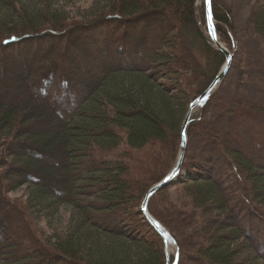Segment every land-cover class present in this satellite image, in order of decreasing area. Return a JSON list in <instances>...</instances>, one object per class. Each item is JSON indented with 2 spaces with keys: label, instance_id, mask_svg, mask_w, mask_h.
Segmentation results:
<instances>
[{
  "label": "trees",
  "instance_id": "trees-1",
  "mask_svg": "<svg viewBox=\"0 0 264 264\" xmlns=\"http://www.w3.org/2000/svg\"><path fill=\"white\" fill-rule=\"evenodd\" d=\"M59 4V0H0V38L10 40L7 43L3 38L5 47L0 46V54H11L0 62L5 85L0 92V264H167L165 244L142 214L141 204L149 190L171 172L189 107L216 79L218 69L226 63L225 56L203 38L196 0H98L79 19L71 18ZM205 11L203 6L206 29ZM213 16L218 37L234 47L232 12L213 4ZM158 22L166 23L167 34L162 43L152 42L159 50L154 54L143 33ZM252 24L264 39V6L252 14ZM131 27L139 29L134 38ZM51 42L56 45L48 47V57L39 61L36 56L30 58L32 52L14 54L7 45L25 51L22 45L31 44L39 52L42 44ZM110 47L117 48L116 62H108ZM77 52H84L88 61L100 58L95 66L98 74L110 70L95 82L88 72L93 67L86 68ZM198 58L207 60L208 73L205 64L204 70L200 68ZM142 59L147 63L138 66ZM152 64L157 65V71L148 72L146 68ZM17 87L23 91L9 99V91ZM185 91L194 97L188 100ZM71 92L79 95V107H63L61 101ZM215 99L210 98L199 119H191L187 138L194 127L198 134H207L204 126ZM218 110L230 115L229 138L235 141L231 146L228 140L220 141L223 154L231 152L232 146L235 149L233 155H226L221 175L226 179L223 168H230L245 188L242 197L247 203H237L227 188L230 193H222L223 182L194 176L186 186L191 210L184 215L197 216L199 223L194 229L201 241L210 239L206 243L210 247H199L192 251L194 256L208 264H235L232 249L239 241L237 233L217 225L224 220L232 223L229 211L241 206L247 212L262 213L264 176L260 174L264 169L257 171L235 155L245 153L240 147L239 122L249 116L262 121L248 132L249 141H260L264 109L240 99L218 104ZM38 123L41 132L29 130ZM215 131L213 125V139ZM61 155L68 159L71 172L63 174L43 162ZM82 161H87V166L82 167ZM62 181L67 182L63 189L57 186ZM21 188L26 189L27 198L11 201L7 195ZM136 204L139 210L135 215L142 217L153 235L150 242L119 231L131 221ZM183 205L173 208L183 212L187 210ZM62 208L70 209L67 231H56L51 239H45L35 221L50 222ZM120 211L124 213L117 226L106 227L105 220ZM13 217L20 219L28 240V248L18 253L19 246L5 233ZM154 218L177 242L180 264V242L163 219ZM169 260L174 264L175 254Z\"/></svg>",
  "mask_w": 264,
  "mask_h": 264
},
{
  "label": "rangeland",
  "instance_id": "rangeland-1",
  "mask_svg": "<svg viewBox=\"0 0 264 264\" xmlns=\"http://www.w3.org/2000/svg\"><path fill=\"white\" fill-rule=\"evenodd\" d=\"M59 2L60 4L58 6L64 8L62 10L69 13L71 18L79 19L84 14H86L87 11L89 12L90 8L96 2H98V0H70V1L59 0ZM204 2L205 0H196V10L198 14L197 20L203 38L206 40L208 44H210L208 42L207 30L202 24L203 23L202 20L204 18V15L202 14ZM213 4L216 5V7H218L222 11L232 12V24L234 27L233 32L235 34L234 47L227 45L221 38H220V42L234 56V59L232 61L231 68L229 69L225 79L212 92L211 97L214 96L216 97V99L212 106L213 108L211 107L210 109V113L208 115L206 125L204 126L207 136L205 134H203V136L198 134L199 132H197L196 127L191 129L190 136L188 137L186 153L182 165V173L178 179V182L177 183L172 182L163 189H161L158 192L159 195H156L155 197L153 196L148 206V208L150 207L149 213L152 214L154 217H158V218L160 217L161 219H163L169 225V228L174 232L175 236L177 237L176 240L178 239V242H180L182 248L181 250L182 256H181L180 264H208L206 260L198 259L196 256H194V253L192 251H195L196 249L202 246L203 248H206V246L210 247L209 244H206L210 242L209 241L210 239L208 240L204 239V241H201L199 234L194 229V224L199 223L198 218L196 221L197 216L189 214L190 215L189 218H186V216L188 215H184L185 211L191 210V200L189 197V193H187L188 190L186 189L187 188L186 186H190V185L187 182H191L190 180L194 176L203 177L204 175L208 178L211 177V179L213 180L215 179L216 181L223 182V184L221 185L222 186L221 189H223V191L220 190V192L222 191V193L224 194H229L231 192L230 194L232 199H234L237 203H242V202H244V204L247 203L246 201H244V197H242L243 193H244L243 196H245L246 193L245 188L242 187L240 181L237 182V179L234 178V175L231 173L230 168H228L227 166L223 168L227 181L221 175L220 167H222L223 165L222 163H226L225 159H227V156L233 155L235 149L232 146L231 148L233 149L231 150V152L223 154V152L220 149V141L228 140L229 146H231L232 145L231 143L235 141L232 140V138H229L230 133L228 131L229 129L228 124L230 120V115L222 114L218 110V104H230L232 102H236L240 99H243V103L245 101V103H250L256 106L257 108L264 109V39L255 33L252 24V14L259 7L264 6V0H213ZM160 23H162L161 24L162 26L160 25ZM163 24L165 25V27L163 26ZM142 28L145 29L144 27ZM142 28L140 29V31L142 30ZM165 28H166L165 22L164 23L158 22L154 27L152 26V28L146 29L145 32L143 33L144 35L147 36L149 43L151 42V47L153 48L154 54H158L159 50L157 49L158 47L154 48L155 45L152 44V42L155 41L157 43H162L164 41V36H166L167 34L164 33L166 32ZM130 31H132L131 37L134 38L136 37V35H138L139 29L135 30L134 27H131ZM3 38L4 37L0 38V46L2 45V47H5L3 46L2 43L4 42V39L8 40L9 37H5L4 39ZM20 38L21 41L25 39V38L22 39V37ZM168 40L171 41V38H169ZM168 40L167 42H169ZM9 42L10 40H8L7 43ZM7 45L10 47V49L12 48L11 50L12 52H14V54L26 53L28 55L30 54L29 52H32L30 58L36 56L37 58L36 61H39L43 57L45 58L48 57L49 52H51V49H49L48 47L55 46L56 44L55 42L48 43L46 46L45 44H42L40 46L41 49L39 50V52L36 51L38 49L37 46L35 45L31 46V44L22 45L24 48H26L25 51L20 50V48L17 47L15 44H7ZM210 45L215 50L219 51L213 44ZM23 47L22 49H24ZM137 48L141 49L142 47L137 46ZM194 51L192 50V53L194 55L197 54L201 55L199 52L197 53ZM109 52L110 53L108 54V56H110V58H108L109 60L108 62L110 63L116 62L118 60L117 59L118 57L116 56V54H118L117 48L114 49L112 47ZM77 53H78L76 54L77 57L80 54L81 58L79 59H81L82 64L84 63V65H86V68L91 69L93 67L91 69L92 71L88 70V72L90 75L92 74V77L95 78L93 79L95 82H97L102 77V75L106 74L107 71L110 70V68L108 70L106 68L104 69L106 73H103L104 72L103 71L102 72L103 74H98L96 72L95 66L98 64L100 58L92 57V59L88 61L89 57L84 56V52L83 53L81 52L83 55L80 52ZM9 55L11 54L5 53L3 51V54H0V62H3V59L10 57ZM197 61L200 63V68L202 67V69L204 67L203 64L206 65L207 73L211 70L209 63L207 62L206 59L198 58ZM146 63H147L146 60L142 59V61H140V63L137 64H139L138 66H143ZM224 65L222 64L218 69V75L220 74ZM156 66H157L156 64L155 66L152 64L151 67L149 69L146 68V70L147 71L149 70L148 72H153L156 69L157 71V68H155ZM72 67L73 69H77L74 66ZM93 69H95L96 73H92ZM77 72H79V70ZM170 84H174V82H171ZM3 86L5 85L2 80V74L0 73L1 93H3L4 92L3 89H5V87ZM22 91L23 89L20 87H17L15 90L12 89L9 91L11 94L9 95L8 98L10 99L12 97L11 96L12 94L13 96L17 94L19 95ZM71 93L68 94L67 98L65 97V100L63 99L61 101L63 107L67 108L69 107V105H71V107L72 106L76 107L80 104L78 101L79 95L75 94L77 92H71ZM185 96L188 98V100L189 99L191 100L194 97L191 96V94L187 91H185ZM61 97L62 96H60V98ZM40 99L44 100L43 98ZM200 117H201V110L198 109L194 110L192 118L199 119ZM261 122L262 121L260 120L256 121L255 118L253 119L250 116L243 118V120L239 122L238 132L240 133V137H241V139H239L240 147L244 149L245 153L244 155L241 154L235 155L239 158L246 159L249 163L253 165V167L257 171H259V169H264V140H263L264 132L260 130V133L262 132L261 135H263L262 137L263 139L261 138L260 141H254V142L252 140L249 141L248 132L252 129L253 124L259 127ZM44 125L46 126V124ZM213 125L216 128L215 139H213L214 134L210 132V128H212ZM39 126L42 125L40 123L33 124L31 127H29V130L32 132H41L42 128H40ZM47 129L50 130V126H47ZM225 145L227 146V144ZM20 147H18L19 150L22 149V146ZM177 152L178 153L176 154L177 155L176 159L179 154V149ZM67 160L68 159L66 157L64 158V156L61 155L60 158L57 157L53 159L52 158L45 159L43 160V162L48 166H54L56 169L60 170V172L64 174V172L66 173L71 172ZM80 164H82L83 167V166H87L88 163L87 161L86 162L82 161ZM260 175L264 176L262 172ZM229 176L232 178H229ZM77 180L79 179H76V181ZM64 182L67 185L66 181H62V183L59 182L57 184L58 188L61 189L65 188L66 186L64 187L63 185ZM45 183L47 184V182ZM242 183L245 184L244 181ZM218 184L221 183L219 182ZM226 188L229 189L230 192ZM242 190H244L245 192H243ZM7 196L11 201L16 200L18 202H23L25 198H27L26 189L21 188L18 191L9 193ZM89 200L91 201L93 199L89 198ZM181 204H184L182 208L186 207L187 210H183L182 212V210L179 211L177 208H173L175 206L180 207ZM231 207H233L232 202H231ZM260 209L262 213L261 212L256 213L254 211H253L254 213L251 211L247 212L248 211L247 208L246 207L242 208V206L236 210H232V212L230 210L229 214L231 215L232 223H226L224 220L221 223H218L217 225L219 226V228L223 226L225 227L227 226L229 227V230H234L237 233L239 241L237 244H235L234 249H232V252L234 254L233 258L235 264H264V231L261 234L259 233L260 229H264V220L260 219V216H263L262 214L264 213V206ZM138 210L139 208L137 207L136 204L134 209L131 210L132 212L131 221L126 222V226L123 227L122 229H119V231L121 230L122 232L124 233L126 232L127 234L133 237L144 239L150 242L153 240V235L149 233V231L147 230V227L145 226V222L142 219V217L135 215L138 213ZM122 213H124V211L115 213L113 215L114 217L106 219L105 220L106 227L114 228V225L117 226V224L119 223L118 222L119 217H121L120 215H122ZM70 217H71L70 209L62 208L61 210H59V213L55 216V218L50 220V222L49 221L46 222L39 219L35 221L34 226L35 228L43 232V237L45 239L49 240L52 238L51 236L54 235L56 231L64 232V233L67 231ZM110 222H112V224H110ZM5 233L6 235L14 239V242L17 243V245L19 246L17 253L22 252L26 248H28L27 236H23V228H22V223H20V219L17 220L15 218L14 221L11 220L9 230H7L6 228ZM2 244H4V242ZM175 252L176 254H178V258H179V254H180L179 248L178 251H176L174 248L171 249V251L168 250L169 257L173 256Z\"/></svg>",
  "mask_w": 264,
  "mask_h": 264
},
{
  "label": "water",
  "instance_id": "water-1",
  "mask_svg": "<svg viewBox=\"0 0 264 264\" xmlns=\"http://www.w3.org/2000/svg\"><path fill=\"white\" fill-rule=\"evenodd\" d=\"M205 17H206V25L208 29V42L210 44H213L221 53L224 54L226 58V63L223 66L220 74L216 77V79L213 81V83L210 85V87L204 92L202 96H200L190 107L188 110V113L186 115V118L183 122L182 128H181V144L179 148V154L176 159V162L169 173V175L159 184L152 187L149 192L146 194L145 199L142 202L141 205V212L146 217L147 221L150 223V225L153 227V229L156 231V233L162 238L165 244V249L168 251L169 249H175L178 251V246L173 238V236L170 234V232L161 225L156 219H154L149 213H148V203L150 199L161 189L166 187L172 182H175V180L178 178V176L182 173V165L186 153L188 138H187V129L190 124L192 115L194 110H202L207 103L209 102L212 92L216 89V87L225 79L229 69L231 68L232 61L234 59V56L226 49L222 43L220 42V38L217 35L216 32V22L214 20L213 16V0H205ZM177 261L174 263L176 264ZM167 264H171L170 260L168 258Z\"/></svg>",
  "mask_w": 264,
  "mask_h": 264
}]
</instances>
